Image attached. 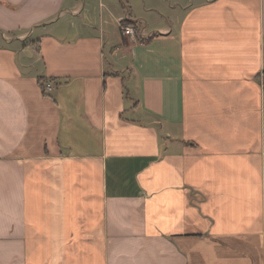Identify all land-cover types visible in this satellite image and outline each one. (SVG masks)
<instances>
[{
	"label": "crops",
	"instance_id": "obj_1",
	"mask_svg": "<svg viewBox=\"0 0 264 264\" xmlns=\"http://www.w3.org/2000/svg\"><path fill=\"white\" fill-rule=\"evenodd\" d=\"M263 73L264 0H0V264H264Z\"/></svg>",
	"mask_w": 264,
	"mask_h": 264
},
{
	"label": "built area",
	"instance_id": "obj_2",
	"mask_svg": "<svg viewBox=\"0 0 264 264\" xmlns=\"http://www.w3.org/2000/svg\"><path fill=\"white\" fill-rule=\"evenodd\" d=\"M122 31L124 34H133L135 32L134 27L130 24H122ZM261 81L264 84V73L261 77ZM48 87L50 86L48 85Z\"/></svg>",
	"mask_w": 264,
	"mask_h": 264
},
{
	"label": "trees",
	"instance_id": "obj_3",
	"mask_svg": "<svg viewBox=\"0 0 264 264\" xmlns=\"http://www.w3.org/2000/svg\"><path fill=\"white\" fill-rule=\"evenodd\" d=\"M40 80V83H41V86H43V81L41 80V79H39ZM44 89V88H43ZM43 92V91H42Z\"/></svg>",
	"mask_w": 264,
	"mask_h": 264
}]
</instances>
